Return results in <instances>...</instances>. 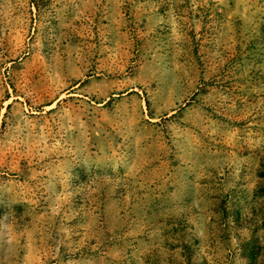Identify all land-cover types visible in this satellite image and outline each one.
Segmentation results:
<instances>
[{
  "label": "rangeland",
  "instance_id": "374dc122",
  "mask_svg": "<svg viewBox=\"0 0 264 264\" xmlns=\"http://www.w3.org/2000/svg\"><path fill=\"white\" fill-rule=\"evenodd\" d=\"M0 264H264V0H0Z\"/></svg>",
  "mask_w": 264,
  "mask_h": 264
}]
</instances>
